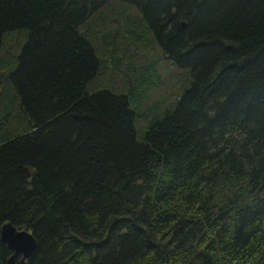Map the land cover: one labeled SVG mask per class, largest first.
I'll use <instances>...</instances> for the list:
<instances>
[{
	"label": "trees",
	"instance_id": "obj_1",
	"mask_svg": "<svg viewBox=\"0 0 264 264\" xmlns=\"http://www.w3.org/2000/svg\"><path fill=\"white\" fill-rule=\"evenodd\" d=\"M18 30L0 264L6 223L37 240L25 264H264V0H0V46ZM138 42L186 71L141 139L128 94L89 92ZM132 56L145 95L151 64Z\"/></svg>",
	"mask_w": 264,
	"mask_h": 264
},
{
	"label": "rangeland",
	"instance_id": "obj_2",
	"mask_svg": "<svg viewBox=\"0 0 264 264\" xmlns=\"http://www.w3.org/2000/svg\"><path fill=\"white\" fill-rule=\"evenodd\" d=\"M116 4L121 13L126 4L122 2H116ZM105 11L108 13L107 9ZM127 16L133 21L137 19V11L130 9ZM105 34L109 36L108 33ZM27 39L28 30L13 31L7 35L3 45L0 46V137L9 132L14 133L23 126L20 100L14 88L12 74L17 69L18 56L21 54ZM139 45L146 50V53L138 48L135 49L136 51L132 47L129 50L116 48L114 57L116 59L122 58L119 62L115 60L120 68L119 71L114 72L116 65L112 71L105 65L106 68L101 70L98 77L90 83L89 92L93 93L106 89L116 93L128 94L135 105L132 107L138 112L137 131L139 139H141L148 129L151 119L162 117L168 109V105L173 103L176 97L183 94V89L178 86L176 80L180 81V78L185 77L186 71L171 60L161 58L157 45L154 44V46L148 48L143 43ZM131 53H133L132 57H134L137 65L151 64L149 73L154 80V84L152 90H146L145 95L143 93L144 89L137 86L133 91L139 95L131 97V85L123 76V72L127 68H131V65H128V62L131 61ZM98 55L99 58L102 57L101 52ZM109 55L110 50L106 57L107 60ZM109 61L111 60L109 59ZM159 78L164 80L163 84Z\"/></svg>",
	"mask_w": 264,
	"mask_h": 264
},
{
	"label": "water",
	"instance_id": "obj_3",
	"mask_svg": "<svg viewBox=\"0 0 264 264\" xmlns=\"http://www.w3.org/2000/svg\"><path fill=\"white\" fill-rule=\"evenodd\" d=\"M2 241L6 243L14 254L6 261V264H17V258L22 254L20 264H25L37 247L36 238L27 230H18L12 224L3 226Z\"/></svg>",
	"mask_w": 264,
	"mask_h": 264
}]
</instances>
